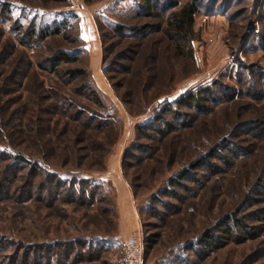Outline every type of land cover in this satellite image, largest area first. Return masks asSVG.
<instances>
[{
  "label": "rangeland",
  "instance_id": "374dc122",
  "mask_svg": "<svg viewBox=\"0 0 264 264\" xmlns=\"http://www.w3.org/2000/svg\"><path fill=\"white\" fill-rule=\"evenodd\" d=\"M142 3L0 0V264H123L122 243L133 235L143 245L141 264H264V129L251 123L264 121V95H252L247 77L250 65L264 69V0H214L210 12L203 0L191 54L183 44L176 50L165 32L179 7L166 10L160 0L146 13ZM62 20L69 24L63 35L24 43L27 27ZM115 25L127 30L116 33ZM64 34L79 36L83 51L60 68H86L104 108L73 92L79 80L37 65L78 46ZM214 82L221 102L208 103L210 111L178 106L191 115L186 127L161 137L137 131L164 104ZM227 86L237 92L233 99ZM54 88L84 114L59 110ZM90 113L104 120L88 123ZM213 147L224 155L233 148V164L212 156L217 173L203 163L193 171L198 183L186 181L190 190L170 188V179ZM42 171L63 184L53 199ZM230 217L262 231L202 242L206 232L223 235ZM151 237L156 242L146 248Z\"/></svg>",
  "mask_w": 264,
  "mask_h": 264
},
{
  "label": "trees",
  "instance_id": "16d2710c",
  "mask_svg": "<svg viewBox=\"0 0 264 264\" xmlns=\"http://www.w3.org/2000/svg\"><path fill=\"white\" fill-rule=\"evenodd\" d=\"M64 1V0H63ZM85 2H90L91 0H84ZM160 0H143L142 7L146 13H150L154 8L158 7ZM203 0H188L184 2L181 6L178 0L170 1V0H163V7L166 10L174 9L176 7H179L177 10L173 11L169 18L167 19V28L165 29L166 34L168 37H170L171 41L174 43L176 50L181 51V45L183 44L186 47V50H189V54H191V41L190 36L192 32V26L194 22V16L195 14L199 13V11L202 9V3ZM210 5L208 6V11H213L214 9V0H210ZM231 3V0H224L223 6H229ZM149 15V14H148ZM70 18L72 19H78V16L74 13H70ZM262 22H264V10H263V16H262ZM69 24L66 20H62V22H59L54 25H48L44 26L42 28L35 27V25H31L27 27V29L22 33V36L25 38L24 43L31 44L34 41L43 42L44 40H47L53 36L57 35H63V30L65 27H68ZM126 26L122 25H115L113 27L114 31L116 33H124ZM150 26L143 27L142 31H138V27H133L130 31L132 32H144L146 30H149ZM263 33V32H262ZM66 35V34H64ZM66 39L71 41L72 43H76L78 46L75 48H63V49H57L53 53H51L47 57H41V59L38 61L37 65L40 68L47 69L48 72L55 75L57 79H63L64 77H67V81L69 80H79L76 86L73 87V92L82 93L85 97L88 99H91L94 103L98 105V107L104 108V103L101 99V95L99 92V89L95 85V83L88 78V72L86 68L83 67H72V68H66L61 69L60 66L62 65H69L71 63H74L78 60L80 57L83 48L79 46L78 43L81 42V38L79 36H65ZM259 47L264 49V33L261 34L260 40H259ZM130 50V49H129ZM132 51V50H130ZM249 73H248V79L250 81L251 88L253 90V96L255 97H262L264 95L263 88H259L258 84H261L264 82V69L259 67L258 65H250L249 67ZM240 75V73H239ZM246 76V75H244ZM241 77V76H240ZM246 77V78H247ZM64 81V80H63ZM220 83L214 82L210 86H206L204 88H201L200 90L196 92H190L175 102L166 103L164 104L151 118H149L146 121H143L139 124H137V131L147 133V131L151 130L155 134V136L161 137L165 135L166 129L170 127H186L187 124L190 122L191 115L184 114L181 112L180 108L178 106L182 107L184 105H191V108L198 113L203 112L204 110L210 111L207 108L211 104L218 105L221 100L218 96H216L217 92H215V89H219ZM249 85V86H250ZM215 87V88H213ZM226 89V88H224ZM248 89V88H247ZM259 89V90H257ZM57 96H59V104L57 108L59 110L64 111H70V109H74L78 106V103L75 102L73 99H68V97H65L61 93H59L54 88L53 89ZM230 90V92L227 93V91ZM218 91V90H217ZM224 93L226 95V98L233 99L234 96L237 94L236 90L234 88H229L227 86V90H224ZM227 93V94H226ZM61 94V95H60ZM225 98V97H224ZM85 110L76 108L74 112V117L80 116L81 114H84L82 112ZM90 112V111H89ZM87 113V112H86ZM89 114V113H88ZM91 115L89 118V122L97 119L98 114L96 113H90ZM95 114V115H94ZM167 115H171L172 119L169 120L166 118ZM111 115H107L106 118H109ZM104 119L98 118L97 121H103ZM109 123V122H108ZM251 123L254 125H257L258 129L263 130L264 129V121L260 119L252 120ZM256 127V126H255ZM227 154H223L221 152V149L219 148H211V150L208 151V154L204 157H199L192 161L188 167L184 168L180 173L177 174L176 177L170 179L169 186L177 187L181 190L190 188L186 185V181L190 182H196L198 183V179L196 178V174H193L194 170L199 169L201 166H203V163H205L209 170L213 168V170L216 172L218 171L216 169V165L209 162V159L212 156H218L219 158H222L223 162L226 164H233V156H237V153L235 150L231 147L226 148ZM227 156V157H226ZM45 182L48 185L47 189L51 192L50 197L53 199L58 195L57 188L61 187L63 184L62 182L57 178L56 175L50 172H43ZM217 173V172H216ZM38 175V172H37ZM57 180V181H55ZM85 181L84 183H86ZM75 184V183H74ZM74 184L72 183L69 186V191H72L74 188ZM44 185V184H43ZM264 187V186H262ZM170 189L165 190L166 193H172L169 192ZM93 196V195H91ZM176 197V194L174 195ZM264 212V210H263ZM227 225L224 227V234L220 237L212 235L209 232L205 233V237L201 238L202 242L207 246H212L214 243L221 241V237H224V235H230V234H245L250 235L251 238H255L261 231L262 226L259 225H247L244 223L241 218H228ZM146 243V248H151L156 240L155 238H149Z\"/></svg>",
  "mask_w": 264,
  "mask_h": 264
},
{
  "label": "built area",
  "instance_id": "2783aa9c",
  "mask_svg": "<svg viewBox=\"0 0 264 264\" xmlns=\"http://www.w3.org/2000/svg\"><path fill=\"white\" fill-rule=\"evenodd\" d=\"M72 6L78 8V0H71ZM122 263L141 264L143 245L138 235L131 236L122 243Z\"/></svg>",
  "mask_w": 264,
  "mask_h": 264
},
{
  "label": "crops",
  "instance_id": "0c3cea01",
  "mask_svg": "<svg viewBox=\"0 0 264 264\" xmlns=\"http://www.w3.org/2000/svg\"><path fill=\"white\" fill-rule=\"evenodd\" d=\"M78 18L80 19V17H78ZM85 20H86V19L84 18V23H85ZM95 44H97V43H95ZM95 49H97V47H95Z\"/></svg>",
  "mask_w": 264,
  "mask_h": 264
}]
</instances>
